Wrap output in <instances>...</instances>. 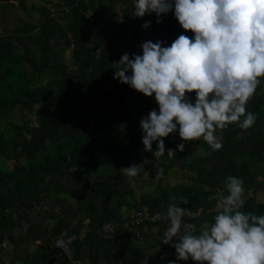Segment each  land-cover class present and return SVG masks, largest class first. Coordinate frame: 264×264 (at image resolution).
I'll return each instance as SVG.
<instances>
[{"label": "trees", "instance_id": "1", "mask_svg": "<svg viewBox=\"0 0 264 264\" xmlns=\"http://www.w3.org/2000/svg\"><path fill=\"white\" fill-rule=\"evenodd\" d=\"M17 1L33 20L0 31V252H25L20 264H69L54 246L65 234L75 237L81 264H166L160 252L150 258L135 248V233L123 227L147 211L165 216L141 225V236L158 231L147 247L164 241L166 222L189 223L190 240L164 249L168 264H264V203L256 197L264 191V76L242 83L238 67L249 46L264 53V0H58L30 9ZM118 8L122 22L116 12L103 20ZM216 84L242 94L222 125L200 129L204 154L189 160L192 122L220 117L207 110L218 106ZM17 111L21 123L10 118ZM172 125L184 139L168 135ZM144 145L173 152H164L169 164L159 177L180 165L193 169L191 179L139 198ZM220 192L241 206L168 218L205 210ZM44 206L55 220L49 229L34 217ZM107 223L115 226L109 236Z\"/></svg>", "mask_w": 264, "mask_h": 264}, {"label": "rangeland", "instance_id": "2", "mask_svg": "<svg viewBox=\"0 0 264 264\" xmlns=\"http://www.w3.org/2000/svg\"><path fill=\"white\" fill-rule=\"evenodd\" d=\"M4 3L3 7H0V31L7 30L8 32H12L13 28L17 25L20 24L19 19L27 22H32L33 19H31L30 14L26 12L25 10H22L18 8L19 6V1L17 0H0ZM58 0H27L26 7L30 9L32 6H40L45 3H56ZM8 3H13L15 6L10 7V5H7ZM183 3V2H182ZM114 12H116L114 9L109 10L105 16L103 17V20H112L114 19ZM34 18H37V14L34 13L32 14ZM249 51V57L247 59H242V61L239 63V68H243L244 72L240 75L239 81L245 84H252L253 83V76L257 75L260 79L264 76V59L263 63L259 64L258 62H254V59L257 57H261L264 55L260 51V48H253V46L248 47ZM73 52L70 51V47L66 49L64 53V61L65 64L70 67L72 66V60H71V55ZM202 65L198 64H193L192 69H191V74H193V77L198 76L201 72H203V64L204 60L201 61ZM138 66L140 68H144L148 66V63L142 59H138ZM259 68V69H258ZM262 68V69H261ZM213 93L216 95V101L218 106L213 103L209 102L207 104V110L211 113H216L219 114V119L217 123H213L211 121H207L205 119L200 120H194L191 124V132L190 138L194 141V144L190 147V150L188 152V159L191 160L195 157H202L204 154V150L202 149V146L200 144L201 139L203 138V134L200 132V129H204L206 131H211L212 126L217 125H222V119L224 117V114L226 113H231L234 108V104H232L233 101H235L241 94L242 91L238 89H232L229 84L227 85H219L216 84L213 89ZM248 100L245 99L244 102L242 103H247ZM219 105L223 107V110L220 111ZM10 118L16 122V123H21V120L19 118V113L14 112L10 115ZM216 127V126H215ZM263 127V125H262ZM218 133L220 136H217L214 141L218 142V140L221 137L222 134V126L218 128ZM169 136H173L174 138H180L184 139L183 132L178 131L176 127H173L168 131ZM145 147V152L140 153V157L142 160L146 161L149 159L148 162V167L143 169V177L142 180L139 181L138 186L141 187V189L137 188L138 194L137 196L140 198L141 195L144 194H155L157 190L161 189L162 187H172L184 182H187L191 179V176L193 175V169L190 167L187 170H184L183 168L180 167V165H176L174 169H172L168 175L159 177V173L165 169V167L169 164L168 159H165L164 152L166 154H169L171 158H174L173 152L169 149H164L162 151H154L151 148V145H144ZM188 163H186V166ZM8 166L12 168L14 166V162L9 161ZM195 170V169H194ZM264 177L260 176L259 180H262ZM137 186V185H136ZM222 192L219 193V197L223 200L225 198L229 199L231 196L226 195ZM257 200L259 202L264 203V191L260 192L257 194ZM235 197H232L233 199ZM71 207L73 205L70 203L69 204ZM47 210V207L44 206L43 209H39L40 214H35L34 217L37 221L42 222V217L46 218L45 219V228L49 229L52 228L55 224V220L52 219V217L47 216L46 213H44L43 210ZM59 210V207L57 208ZM43 211V212H42ZM123 214L125 215L124 217L127 216V211L126 208H123ZM72 219V218H71ZM74 222L76 219H72ZM201 228L204 230H207L208 224L201 223ZM165 227V228H164ZM163 227V232L161 235H163L164 241L160 243L156 248H151L147 247V241L150 243H153V234L157 235V229H153L152 231H148L146 234L142 235L141 239H134L133 244L135 248H141L143 249V254L146 257L154 258L157 256L156 252H160V256L163 261H165L166 264L170 263V259L168 258V255H166V251L164 250L168 246L172 245L174 241H177L179 238L184 241V243L188 240H190V235L189 233V223L186 221H179L175 225H172L171 222H166V226ZM221 229V228H220ZM171 231H175L176 233L171 234ZM146 239V240H145ZM142 240V241H141ZM6 246H9L7 242H5ZM10 247V246H9ZM8 247V250L10 251L11 248ZM3 248L7 249V247ZM16 254V255H15ZM25 252H17L14 253L13 255H6L4 253L0 252V264H20L21 258L26 257Z\"/></svg>", "mask_w": 264, "mask_h": 264}, {"label": "built area", "instance_id": "3", "mask_svg": "<svg viewBox=\"0 0 264 264\" xmlns=\"http://www.w3.org/2000/svg\"><path fill=\"white\" fill-rule=\"evenodd\" d=\"M121 9L118 8L116 9V13L118 14L119 21L122 22V13ZM75 50V43L72 40L71 41V46H70V51L74 52ZM98 50V54H99ZM36 119V118H35ZM252 195V193L250 192ZM242 204V201H230L228 199L225 200H220L214 204H212L210 207L207 209L200 208L197 213L193 214L192 216H188L184 213L180 215H176L175 213H171L168 218H188V217H198L202 213H207V214H220L222 211L227 210L231 206H234L235 208L240 207ZM165 219V216H163L162 213L156 212L154 214H151L147 211H137L133 216L132 220H129L123 227H129L133 232L135 233V238L136 239H141L142 236L140 234V227L144 222H150V223H155V222H161ZM103 233L107 236L112 235L115 233V226L112 225V223H107L103 227ZM75 237L74 236H66L65 234L60 235L56 240L54 246L58 249L61 250V252L65 255V257L69 260V264H81L80 261L74 259V254L72 251V243L74 241ZM6 247V245H4Z\"/></svg>", "mask_w": 264, "mask_h": 264}, {"label": "water", "instance_id": "4", "mask_svg": "<svg viewBox=\"0 0 264 264\" xmlns=\"http://www.w3.org/2000/svg\"><path fill=\"white\" fill-rule=\"evenodd\" d=\"M54 262H55V261H54V260H52L51 264H54Z\"/></svg>", "mask_w": 264, "mask_h": 264}]
</instances>
